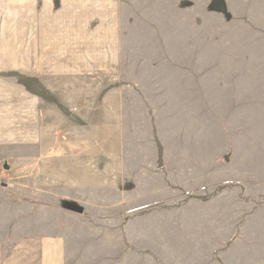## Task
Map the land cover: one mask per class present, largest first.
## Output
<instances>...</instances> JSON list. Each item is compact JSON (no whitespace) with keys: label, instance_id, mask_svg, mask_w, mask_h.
I'll use <instances>...</instances> for the list:
<instances>
[{"label":"crops","instance_id":"0c3cea01","mask_svg":"<svg viewBox=\"0 0 264 264\" xmlns=\"http://www.w3.org/2000/svg\"><path fill=\"white\" fill-rule=\"evenodd\" d=\"M217 1L224 3L221 10ZM183 44L264 45V0H0L1 175L11 178L20 156L12 150L24 147L37 151L33 161L44 162L42 176L52 170L51 201L28 193L25 203L13 196L18 189L13 182L0 186V264H140L150 258L146 247H136L149 235L138 230L142 223L150 225L149 219L130 220L123 263L115 261L121 255L117 239L125 240L118 223L105 220L118 236L99 228L84 232L93 220L88 218L82 219L88 223L82 222L80 231L73 228L72 212L86 208L69 201L66 192L94 190L102 183L92 169L93 178L85 179L88 186L70 187L72 167L89 170L94 147L84 148L80 139L78 152L66 153L69 144L60 132L81 126L94 130L101 138L93 145L101 151L107 130L106 146L119 145L124 92L134 83L171 75V66H179L183 55L172 46ZM57 147L62 154L51 153ZM97 165L101 170L102 163ZM35 188L39 193L40 186ZM73 204L83 212L74 211ZM89 204L104 207L102 202ZM56 211L70 217L58 218ZM105 242L110 251L101 247ZM226 247L222 264H251L246 255L253 251L259 256L254 264H264L262 234L231 233ZM215 248L208 256L217 264Z\"/></svg>","mask_w":264,"mask_h":264},{"label":"rangeland","instance_id":"374dc122","mask_svg":"<svg viewBox=\"0 0 264 264\" xmlns=\"http://www.w3.org/2000/svg\"><path fill=\"white\" fill-rule=\"evenodd\" d=\"M221 5L217 1L220 10ZM172 47L182 49L183 55L179 66H171V75L134 83L124 92L119 145L106 146L107 130L101 151L93 145L101 138L94 130L81 126L60 132L69 144L66 153L78 152L75 145L80 139L84 148L94 147L89 151V170L72 167L70 187L85 185V179L94 176L92 169L102 183L94 190L66 192L69 201L86 208L81 214L72 212L71 223L80 231L82 222H87L82 219H93L82 230L99 228L109 236L118 230L111 232L105 220L118 223V234L125 237L117 239L118 263L127 260L122 253L127 249L130 220L144 218L151 224L142 223L138 230L149 235L139 239L136 247L141 251L146 247L150 258L140 264H215L208 256L214 247L215 260L222 264L231 233L264 235V45ZM159 144L163 166L159 165ZM51 153L62 154L63 149L57 147ZM12 154L20 158L13 163L12 179L2 178L0 171V186L6 180L13 182L18 187L13 196L25 203L30 201L28 193L40 195L39 201H51L47 190L52 170L42 176L44 162L33 161L37 151L24 147ZM88 202H102L104 207ZM55 216L70 217L65 211H56ZM108 244L101 247L110 251ZM247 256L251 264L259 257L255 251Z\"/></svg>","mask_w":264,"mask_h":264},{"label":"water","instance_id":"95a60500","mask_svg":"<svg viewBox=\"0 0 264 264\" xmlns=\"http://www.w3.org/2000/svg\"><path fill=\"white\" fill-rule=\"evenodd\" d=\"M163 155H164L163 148L159 144V165L160 166H163ZM72 209L77 212H83V209H81L79 206L75 204L72 205Z\"/></svg>","mask_w":264,"mask_h":264},{"label":"built area","instance_id":"2783aa9c","mask_svg":"<svg viewBox=\"0 0 264 264\" xmlns=\"http://www.w3.org/2000/svg\"><path fill=\"white\" fill-rule=\"evenodd\" d=\"M1 164V163H0Z\"/></svg>","mask_w":264,"mask_h":264}]
</instances>
